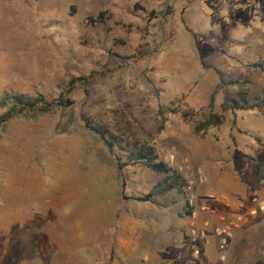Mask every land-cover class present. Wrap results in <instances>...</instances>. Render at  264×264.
<instances>
[{
    "label": "rangeland",
    "instance_id": "1",
    "mask_svg": "<svg viewBox=\"0 0 264 264\" xmlns=\"http://www.w3.org/2000/svg\"><path fill=\"white\" fill-rule=\"evenodd\" d=\"M102 12L103 19L90 20ZM258 62L264 66V0H0V98L53 102L72 79L98 77L88 91H73L72 107L23 114L0 127V264L100 261L112 232L100 227L124 223L123 199L146 192L137 170H118L83 114L153 144L167 162L174 154L171 171L184 172L191 160L179 152L190 151L194 123L209 112L217 70L227 80L250 79L255 102L264 98ZM239 90L229 87L232 95ZM162 104L177 113L166 115L160 132ZM183 110L195 112L189 121ZM239 122L264 137V111L240 113ZM168 195L186 201L185 187ZM170 215L175 227L139 238L154 256L184 251L176 227L194 228L191 217ZM259 220L240 237L236 255L264 264V216Z\"/></svg>",
    "mask_w": 264,
    "mask_h": 264
},
{
    "label": "crops",
    "instance_id": "2",
    "mask_svg": "<svg viewBox=\"0 0 264 264\" xmlns=\"http://www.w3.org/2000/svg\"><path fill=\"white\" fill-rule=\"evenodd\" d=\"M224 102V95L221 100L216 96V106L222 109ZM263 111L264 108L238 110L235 113L228 110L224 113L225 121L222 125L209 128L203 137L194 133L196 138L193 139L190 151L179 152V156H187L191 160L189 169L175 172L185 182L193 180L198 189V203L193 210L187 207L184 196L168 195L173 190L155 196L151 201L137 200L138 196L149 193L166 178L171 181L175 178L171 169L168 175H164L151 169L146 172L143 170L145 167H131L130 169L137 170L135 178L144 181L146 192L138 190L123 199L128 202L124 223L100 227L104 232L112 231L101 248L100 261L82 258L79 263L259 264V260L254 258L237 256L236 248L240 237L257 227L255 225L260 223V217L264 216V137L246 129L239 122V114L258 115ZM175 135L178 138L180 134ZM181 199H184L183 203ZM208 207L214 211L207 209ZM172 212H177L179 218L185 215L193 219L192 233L183 232V225L179 224L176 229L183 237L180 246L184 251L174 252L170 257H164L157 251L154 256L139 238L145 232H167L175 227L172 225ZM226 224L234 225L235 237L226 261H222L218 229ZM193 230L197 234H193Z\"/></svg>",
    "mask_w": 264,
    "mask_h": 264
},
{
    "label": "trees",
    "instance_id": "3",
    "mask_svg": "<svg viewBox=\"0 0 264 264\" xmlns=\"http://www.w3.org/2000/svg\"><path fill=\"white\" fill-rule=\"evenodd\" d=\"M104 15L105 13L102 12L96 18L91 17L90 20L96 22L103 19ZM254 67L264 71L263 62L255 63ZM217 74L219 76V83L210 97L208 105L209 112L204 119L198 120L193 126L194 133L202 137L209 128L220 126L224 123V113L228 110L235 113L238 110H261L264 108L263 97H256L255 102L249 99V88L252 84L250 79L231 78V80H227L220 70H217ZM97 78L98 77L92 75L88 78L72 79L69 86L65 89L64 95H61L53 102H46L42 97H32L26 94H4V96L0 98V109H3V112L0 114V127L23 114H48L56 111L58 108L72 107L75 104V101L71 97L73 91L77 89L79 85H82L85 87V90L88 91V87L94 83ZM79 81H84V83L79 84ZM231 86H239L240 90L232 95L229 91V87ZM219 91L223 92L225 98L224 105L222 106V113L214 111L216 96ZM174 113H177V110L174 108H167L164 104L159 107L160 132L165 128L167 121L166 115ZM194 113L195 112H190L189 110H183L181 115L184 120L189 121ZM82 119L86 128L99 137L108 148L121 173L126 174L131 167H145L164 175L170 173L168 162L162 159L161 154L153 144L139 140L131 141L126 136L114 134L106 125L96 122L85 114L82 115ZM172 176L175 180L170 181L166 178L164 182L156 185L149 193L141 194L136 199L144 202L151 201L155 196L171 192L172 190H181L185 187L186 184L184 180L177 172L173 171Z\"/></svg>",
    "mask_w": 264,
    "mask_h": 264
},
{
    "label": "built area",
    "instance_id": "4",
    "mask_svg": "<svg viewBox=\"0 0 264 264\" xmlns=\"http://www.w3.org/2000/svg\"><path fill=\"white\" fill-rule=\"evenodd\" d=\"M175 160L176 157L174 154L170 155L168 158V162L170 163L171 162L173 163ZM185 192H186L187 207L192 210L195 209L197 207L198 197H197L195 183L193 180H188L187 184L185 185ZM207 209L212 210L209 207ZM221 220L225 221V218L221 217ZM233 227H234L233 224H226L218 229V232L221 236L220 248L222 250V255H221L222 261H226L230 251L231 242L235 237ZM193 234H197V231L193 230Z\"/></svg>",
    "mask_w": 264,
    "mask_h": 264
}]
</instances>
